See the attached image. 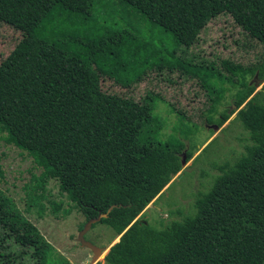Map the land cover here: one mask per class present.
<instances>
[{
    "label": "trees",
    "instance_id": "obj_1",
    "mask_svg": "<svg viewBox=\"0 0 264 264\" xmlns=\"http://www.w3.org/2000/svg\"><path fill=\"white\" fill-rule=\"evenodd\" d=\"M94 1L0 0V21L23 34L0 65L1 132L42 169L39 184L59 181L71 201L64 216L75 210L85 217L80 230L113 207L92 227L102 224L123 235L105 264H264V88L237 117L249 133L245 151L217 167L220 174L197 194L192 213L157 229L138 220L150 204V186L161 163L183 151L181 139L195 131L180 117V137L175 133L163 140L164 124L156 115L160 98L148 93L137 101L104 92L99 67L100 57L112 58V47L128 38L144 44V36L126 21L134 13L147 32L155 25L172 34L181 59L164 54L175 68L182 61L216 75L226 72L237 81L240 65L222 60L218 67L190 50L221 15L231 16L264 50V0H113L123 23L110 36L94 41L52 30L45 38L37 35L56 7L86 15ZM61 209L62 203L54 205L53 212ZM9 240L35 264H71L56 256L37 226L0 189L2 250ZM21 255L7 254L3 261L15 262Z\"/></svg>",
    "mask_w": 264,
    "mask_h": 264
},
{
    "label": "rangeland",
    "instance_id": "obj_2",
    "mask_svg": "<svg viewBox=\"0 0 264 264\" xmlns=\"http://www.w3.org/2000/svg\"><path fill=\"white\" fill-rule=\"evenodd\" d=\"M122 16L113 0H95L91 12L86 15L66 13L62 7H56L49 20L50 26L41 25L36 33L40 38H45L48 30L75 37L85 34L99 41L119 30ZM126 21L133 24L145 41L141 45L130 37L112 47V58L100 57L104 92L137 101L148 93L158 96L156 115L163 121L161 138L165 141L177 133L180 117L186 118L188 121L184 120L183 124L195 131L187 139H181L183 151L167 156L161 163L150 186V204L138 218L157 229H166L192 213L197 194L208 190L220 174L217 167L234 161L250 143L249 133L237 117L264 88V50L259 42L245 35L229 15L219 16L200 34L190 53L215 61L218 67L222 60L240 65V77L237 81L234 79L239 83L236 85L226 72L220 76L182 61L179 68H175L164 54L181 57L176 53L177 45L170 32L158 31L155 25L147 32L145 23L134 13H130ZM22 36L21 31L0 21V65ZM41 172L34 160L16 144L8 142L7 135L0 130L2 192L23 218L37 226L56 249V256L62 255L71 264H92L93 252L78 241L85 217L75 210L64 216L71 201L62 193L58 180L49 179L42 187L38 182ZM35 196L38 200L33 201ZM61 203L63 212L55 214L54 205ZM122 236L118 237L102 224L86 234L88 241L104 249L95 264H105V256ZM7 244L6 250H2L0 244V264H35L31 254H19L22 248L13 240ZM7 254L21 255V258L7 263L3 261Z\"/></svg>",
    "mask_w": 264,
    "mask_h": 264
},
{
    "label": "water",
    "instance_id": "obj_3",
    "mask_svg": "<svg viewBox=\"0 0 264 264\" xmlns=\"http://www.w3.org/2000/svg\"><path fill=\"white\" fill-rule=\"evenodd\" d=\"M112 209H113V207L109 209L108 213L101 214L97 218H94V219L88 221L86 223V225L84 226V228L79 233L78 241L81 244V246L90 249L94 254L92 264H95L97 262V259L102 255V253L104 252V249L100 248V247L96 246L95 244H93L92 242L88 241L85 236L92 229V227L95 224L101 222L103 218H107L109 213L112 211ZM106 256H105V258H106Z\"/></svg>",
    "mask_w": 264,
    "mask_h": 264
},
{
    "label": "bare ground",
    "instance_id": "obj_4",
    "mask_svg": "<svg viewBox=\"0 0 264 264\" xmlns=\"http://www.w3.org/2000/svg\"><path fill=\"white\" fill-rule=\"evenodd\" d=\"M119 241H120V239H119ZM119 241H118V242H119ZM114 246H115V245H114ZM102 254H103V253H102ZM100 257H102V255H101Z\"/></svg>",
    "mask_w": 264,
    "mask_h": 264
}]
</instances>
